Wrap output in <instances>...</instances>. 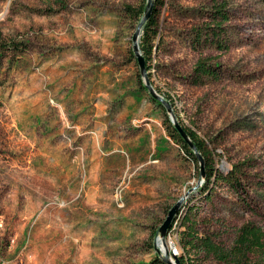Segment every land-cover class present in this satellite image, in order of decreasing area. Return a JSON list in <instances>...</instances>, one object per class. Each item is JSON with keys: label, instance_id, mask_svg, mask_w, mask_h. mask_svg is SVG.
Wrapping results in <instances>:
<instances>
[{"label": "rangeland", "instance_id": "1", "mask_svg": "<svg viewBox=\"0 0 264 264\" xmlns=\"http://www.w3.org/2000/svg\"><path fill=\"white\" fill-rule=\"evenodd\" d=\"M146 5L0 0L1 190L32 205L26 238L39 242L42 263L150 264L163 249L153 233L184 198L169 253H182V220L194 208L198 235L227 257L187 247L192 257L264 264V245L247 254L238 245L244 226L264 234V0H154L148 75L210 152L207 191V160L202 177L139 84L133 35ZM199 60L218 77L197 80ZM19 258L0 253V264Z\"/></svg>", "mask_w": 264, "mask_h": 264}, {"label": "trees", "instance_id": "2", "mask_svg": "<svg viewBox=\"0 0 264 264\" xmlns=\"http://www.w3.org/2000/svg\"><path fill=\"white\" fill-rule=\"evenodd\" d=\"M146 6H142L139 9H137V15H140V13H144ZM125 11L127 13H132L134 12V8L130 5L125 6ZM217 18L223 17L224 19L228 18L227 14L223 13V9H219L217 10ZM220 26V25H217ZM157 18L155 13H152V15L150 16V18L147 20V22L145 23L144 27H143V34L140 38V49L144 55V57L146 58V62H147V69L149 70L152 66V64L150 63L149 57L152 54L153 48H152V44L154 41V38L157 36ZM223 46V45H221ZM133 52V51H132ZM134 54V52H133ZM138 63V61H137ZM194 73L196 75L197 80H201L202 78H204L205 76H213L214 78L218 77V73L216 71L215 68L210 67L207 65L206 62H204L203 60H199L196 63V66L194 68ZM139 76V84L140 86L147 90L146 85L144 84V81L142 79L140 70L138 73ZM150 77V75H149ZM148 93L150 94V92L148 91ZM150 97L152 98V100L159 106L162 108L163 112H164V125L166 127V132H168V135L170 136V138H172L180 147L183 151L187 152L188 154H190V157L193 160H198V157L194 154L193 150L191 149V147L189 146V144L185 141V139L183 138V136L181 135V133L178 131V129L175 127V125L173 124V122L171 121L167 110L165 108V106L157 99H155L151 94ZM181 123V122H180ZM185 130L187 131V133L190 135L191 139L194 141V143L196 144L199 152L201 153V155L203 157H205V159L207 160L208 166L207 168L209 169L210 172L206 173V179H205V187L203 189L206 188V191L209 190V184H210V180L212 177V171H211V167L209 165V155L210 152L208 150H206V145L204 143V141L196 134L195 131H193L192 129H189L188 127L184 126ZM237 171V169H236ZM236 184V179H233ZM218 181V180H217ZM227 181V180H226ZM212 192L209 191V193H207L206 195V199H210L212 197ZM197 207H195V209H199L198 205H196ZM194 208L190 209L187 211L186 215L183 217L182 222H184V224H186V230L184 231L182 237L180 238V246L182 247V253L177 255L178 259L180 261L181 264H201L199 259L201 257H192V255L190 253H188L187 251V247L191 250H195V251H199V250H204L205 254H209V255H215L219 258H226L227 255H225L222 251V247L218 244H216L213 240L212 237L210 236H199L197 231H196V223L192 220L191 218V213L192 210ZM173 226V224H172ZM171 226V228L168 230L169 232L173 229ZM159 229V228H158ZM158 229L153 233V236L158 235ZM239 246H240V250L242 254H247L249 252H251L254 248H258V247H263L264 245V234L261 230V228H256L254 226H244L241 228L240 231V235H239ZM150 264H167L162 257H160L159 253L157 255V257L150 263Z\"/></svg>", "mask_w": 264, "mask_h": 264}, {"label": "crops", "instance_id": "3", "mask_svg": "<svg viewBox=\"0 0 264 264\" xmlns=\"http://www.w3.org/2000/svg\"><path fill=\"white\" fill-rule=\"evenodd\" d=\"M139 137V143L142 140L146 141L144 135ZM138 146L140 145L138 144ZM115 151L111 149L108 154L113 157ZM106 164L109 166L108 159ZM12 199L11 196L7 199L0 185V253L11 259L21 256L19 259L23 260L22 264H48V262L42 263L36 258L39 252L41 255L43 254V251H36L39 242L35 241L36 239L27 240L26 238L27 223L33 218L32 205L17 202L15 199L11 202ZM41 218L48 219V214L42 215ZM44 231H48V227ZM43 243L46 241H41V244Z\"/></svg>", "mask_w": 264, "mask_h": 264}, {"label": "water", "instance_id": "4", "mask_svg": "<svg viewBox=\"0 0 264 264\" xmlns=\"http://www.w3.org/2000/svg\"><path fill=\"white\" fill-rule=\"evenodd\" d=\"M153 5H154V0H147V5L145 7L143 16L140 20V22L138 23V26L136 28V31L133 35V52L137 57V61L139 64V68H140V73L142 76V79L144 81V84L146 85L148 91L150 92V94L157 100H159L166 108L167 113L171 119V121L173 122V124L175 125V127L178 129V131L181 133V135L183 136V138L185 139V141L189 144V146L191 147V149L193 150L194 154L198 157V159L201 162V176L204 177L205 173H204V159L203 156L201 155V153L199 152L196 144L194 143V141L191 139L190 135L187 133V131L185 130L184 126L180 123V121L178 120V117L172 107V104L170 103L169 100H167L163 95H161L156 88L153 86L152 82L150 81V77L148 75V69H147V64H146V58L144 57L141 49H140V36H141V31L145 25V23L147 22V20L150 18V16L152 15V9H153ZM183 199H180L179 201H177L169 210L164 222L161 224V226L158 229V239H160V241L162 242V248L160 249L159 247L156 248L157 252L159 253L160 257H162V259L167 263V264H181L178 256L176 253H169L168 252V247L166 244V237L168 234V230L171 228L173 221L175 219V217L177 216L180 206L183 202ZM164 250V251H162Z\"/></svg>", "mask_w": 264, "mask_h": 264}, {"label": "bare ground", "instance_id": "5", "mask_svg": "<svg viewBox=\"0 0 264 264\" xmlns=\"http://www.w3.org/2000/svg\"><path fill=\"white\" fill-rule=\"evenodd\" d=\"M159 245V244H158ZM162 251H164V250H162ZM169 252V251H168Z\"/></svg>", "mask_w": 264, "mask_h": 264}, {"label": "built area", "instance_id": "6", "mask_svg": "<svg viewBox=\"0 0 264 264\" xmlns=\"http://www.w3.org/2000/svg\"><path fill=\"white\" fill-rule=\"evenodd\" d=\"M153 65V64H152Z\"/></svg>", "mask_w": 264, "mask_h": 264}]
</instances>
